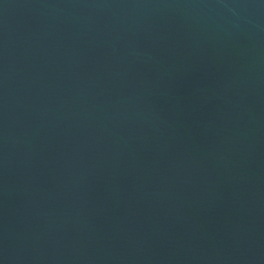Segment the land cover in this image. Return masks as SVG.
Instances as JSON below:
<instances>
[{"label": "water", "instance_id": "obj_1", "mask_svg": "<svg viewBox=\"0 0 264 264\" xmlns=\"http://www.w3.org/2000/svg\"><path fill=\"white\" fill-rule=\"evenodd\" d=\"M0 264H264V0H0Z\"/></svg>", "mask_w": 264, "mask_h": 264}]
</instances>
